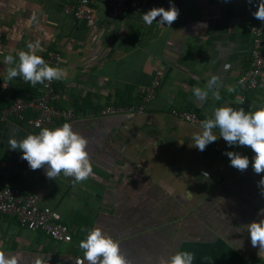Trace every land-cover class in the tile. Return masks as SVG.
Returning <instances> with one entry per match:
<instances>
[{
	"label": "crops",
	"instance_id": "0c3cea01",
	"mask_svg": "<svg viewBox=\"0 0 264 264\" xmlns=\"http://www.w3.org/2000/svg\"><path fill=\"white\" fill-rule=\"evenodd\" d=\"M74 1L0 0V112L16 92L39 94L42 85L32 87L21 77L7 81L4 63L6 55L18 58L29 42L39 40L36 54L45 59L56 52L60 60L52 67L68 73L53 85L59 107L78 114L67 123L88 141L94 173L74 184L63 175L48 179L47 165L31 170L8 141L39 131L0 117V187L35 194L39 206L56 211L74 231L71 242L56 243L0 216V251L16 255L18 264H33L36 257L45 264H76L83 259L80 241L100 228L119 243L129 264H159L177 251L194 253L193 264H264V252L252 247L245 227L264 220V213L258 215L264 209L258 186L264 173H254V153L229 147L223 138L201 152L192 140L200 127L171 115L190 111L202 121L218 107L246 113L264 108V89L240 91L237 85L250 65L253 0H171L179 16L170 27L146 25L142 15L112 18L104 0H96V24L87 27L64 14ZM150 4L168 10L170 0ZM159 68V88L141 113L97 115L108 105L140 107ZM213 75L220 79L221 99L210 93L199 106L193 89L204 88ZM229 86L236 91L229 93ZM126 93L128 103L119 105ZM226 152L247 156L248 169L231 167Z\"/></svg>",
	"mask_w": 264,
	"mask_h": 264
},
{
	"label": "clouds",
	"instance_id": "9594fccd",
	"mask_svg": "<svg viewBox=\"0 0 264 264\" xmlns=\"http://www.w3.org/2000/svg\"><path fill=\"white\" fill-rule=\"evenodd\" d=\"M228 2V0H225ZM249 3L252 0H248ZM253 17L264 23V0H260L257 10L252 13ZM179 16V10L171 4L168 10L153 8L142 15L146 25L151 26L154 21L160 26H171ZM157 17L159 20L157 21ZM35 20V17H33ZM28 51L18 52V58L9 54L4 57V63L9 65L6 69V80L12 81L21 77L25 83L32 87L42 85L48 87L53 81L67 79L65 69L50 66L37 51L41 50L39 40L27 44ZM231 66L224 65L228 70ZM221 82L218 76L213 75L208 79L204 88L196 87L193 95L199 106H203L209 98V94L220 100L219 88ZM234 86L228 87V92H235ZM243 103V102H242ZM218 129L219 135L214 130ZM223 138L229 147L246 146L252 150L251 167L255 174L264 173V108L254 112H245L243 108L238 110L233 107H218L214 109L213 116L206 118L200 123V131L193 133V147L203 152L206 147ZM10 149L23 152L21 159L25 160L30 169L35 171L47 165L45 175L48 179L55 180L63 175L72 178L74 184L82 183L94 175L93 164L86 151L88 141L78 132L73 130L69 123H64L55 129L43 128L35 135H27L22 140L10 138ZM230 166L238 171H245L249 167V158L236 152L224 153ZM207 176V173H204ZM258 186L264 195V178L258 182ZM264 213V209L258 211V215ZM246 227L250 236L252 247H258L264 252V220L252 222ZM80 249L83 251V259L76 264H129L121 253L119 243L104 233L100 228L88 231L86 238L80 241ZM196 259L190 251H177L167 260L161 259L159 264H193ZM0 264H18L16 255H8L0 251ZM33 264H45L40 257H36Z\"/></svg>",
	"mask_w": 264,
	"mask_h": 264
},
{
	"label": "built area",
	"instance_id": "2783aa9c",
	"mask_svg": "<svg viewBox=\"0 0 264 264\" xmlns=\"http://www.w3.org/2000/svg\"><path fill=\"white\" fill-rule=\"evenodd\" d=\"M112 18L122 15H143L156 8L150 0H104ZM260 0H253L257 10ZM96 0H75L64 6V14L75 22L83 23L87 27L96 24L93 6ZM250 27L251 43L249 50L250 65L238 78L237 85L240 91L264 89V23L252 15ZM50 66H56L60 56L56 52L47 53L44 59ZM163 72L161 68L155 70L151 84L144 89L142 105L115 107L105 106L97 112L99 116H113L123 113L137 114L143 111L145 103L154 99L159 88ZM60 96L55 91L53 82L48 86H41L39 95L28 99L16 98L11 105L0 112L2 119H13L27 127L40 131L43 128L51 129L59 122H70L78 118V114L70 108L59 107ZM27 113L29 115H27ZM171 115L190 125L200 127L201 120L190 111H172ZM0 216L15 218L19 227L40 232L56 243H69L74 237V231L61 222L56 211L49 207H41L35 194H26L20 188L13 186L0 187Z\"/></svg>",
	"mask_w": 264,
	"mask_h": 264
},
{
	"label": "trees",
	"instance_id": "16d2710c",
	"mask_svg": "<svg viewBox=\"0 0 264 264\" xmlns=\"http://www.w3.org/2000/svg\"><path fill=\"white\" fill-rule=\"evenodd\" d=\"M57 86H58L57 84L54 85V89H55L56 92H57ZM128 93H126L127 95H126V97L124 99L121 98V102L119 103V105H126L128 103V101H127V100H129ZM37 95H39V94H37V92H35V91L31 92V94H28V95H24V94H22V92H16V93H14L12 95V97L10 99V103L8 105H11V103L18 97L23 98V99H28L30 97L37 96ZM27 115H29V114L27 113Z\"/></svg>",
	"mask_w": 264,
	"mask_h": 264
}]
</instances>
